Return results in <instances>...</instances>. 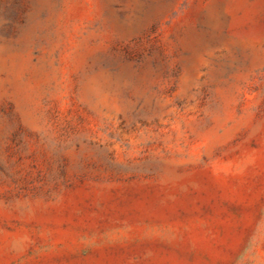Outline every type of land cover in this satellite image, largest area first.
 I'll use <instances>...</instances> for the list:
<instances>
[{"label": "rangeland", "instance_id": "374dc122", "mask_svg": "<svg viewBox=\"0 0 264 264\" xmlns=\"http://www.w3.org/2000/svg\"><path fill=\"white\" fill-rule=\"evenodd\" d=\"M0 264H264V0H0Z\"/></svg>", "mask_w": 264, "mask_h": 264}]
</instances>
